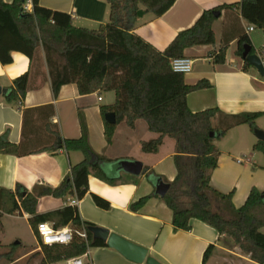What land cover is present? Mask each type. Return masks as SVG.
<instances>
[{"label": "crops", "instance_id": "0c3cea01", "mask_svg": "<svg viewBox=\"0 0 264 264\" xmlns=\"http://www.w3.org/2000/svg\"><path fill=\"white\" fill-rule=\"evenodd\" d=\"M241 1L177 0L159 18L141 8L135 33L162 52L181 32L193 27L205 11ZM4 2L12 4L14 0ZM39 3L44 8L70 14L78 28L97 30L109 21L110 8L106 0H39ZM27 5L33 10L31 0ZM251 26L238 8L224 9L213 24L215 44L195 46L184 52V56L193 61L192 72L184 75L185 83L193 86L207 81L210 84L209 88L188 96V107L193 113L218 109L222 115L213 120V126L219 129L227 125L226 117L259 113L262 115L256 120V126L264 132V77L251 66L244 69L246 62L237 54L239 41L244 37L249 39L254 53L264 45V30L255 28L249 31ZM222 48L227 50L226 61L217 65L214 56ZM12 56V64L4 66L0 63V87L9 90L18 77L25 73L30 77L23 110L9 104L5 96H0V138L9 132L7 142L20 147V155H0V188L17 192L20 187L27 193L36 188H58L71 168L83 161L84 155L64 149L53 152L50 148L55 143L56 133L62 139H79L82 136V115L89 145L95 153L110 160L141 162L144 172L133 176L109 165L107 171L115 172L121 178L118 183L110 185L91 175L88 193L82 199L75 196L41 197L37 205L38 215L67 206L76 207L83 222L146 248L148 256L162 264H257L234 248L230 239L220 238L214 228L199 220H191L190 231L174 230L172 211L156 194V186L145 173V168H148L149 172L168 182L175 180L176 143L173 139L166 137L157 154L144 153L142 144L156 140L159 135L149 130L146 121L138 120L134 128L126 122L116 124L114 138L109 145L102 108L115 104L114 92L82 96L77 86L72 84L62 87L55 96L42 48L38 49L33 62L20 53ZM258 142L255 131L248 125L230 129L215 142L221 155L211 177V186L223 194L233 193L236 208L245 204L253 188L264 191V155L254 150ZM95 197L108 202L110 207L101 208ZM147 197L149 199L139 211L131 210L133 203ZM75 199H78L77 206L72 205ZM10 217L25 221L35 237V245L22 254L17 253L24 250V243L20 240L16 250L19 256L15 254L16 260L11 264H41V247L29 222L32 216L24 212L22 215H4L0 222L3 234L6 233L5 219ZM0 244L4 246L1 241ZM210 246L214 248L204 263L205 252ZM39 253L40 258H32ZM85 261L90 264H137L108 246L91 248Z\"/></svg>", "mask_w": 264, "mask_h": 264}, {"label": "trees", "instance_id": "16d2710c", "mask_svg": "<svg viewBox=\"0 0 264 264\" xmlns=\"http://www.w3.org/2000/svg\"><path fill=\"white\" fill-rule=\"evenodd\" d=\"M176 1L106 0L110 8L108 23L97 30H88L74 26L70 14L40 6L39 0H31L32 12L24 9L28 0H14L12 4L0 0V63L4 66L12 64L13 53H20L33 62L38 49L42 48L55 96L62 87L72 84L77 86L82 96L114 92L116 102L111 107L102 108L104 117L114 112L116 124L126 122L130 128L135 127L136 121L144 120L149 130L159 135L156 140L142 144L144 153L157 154L166 137L176 143L174 163L177 176L173 182L145 168L154 186L159 180L170 184L163 200L173 213L174 230L190 231L191 220H199L214 228L220 238L224 236L230 239L233 247L248 255L250 260L264 264V191L253 188L245 204L236 208L233 193L223 194L211 186V177L221 155L215 142L236 126L248 125L255 131L256 120L262 114L226 117L228 123L224 128L214 127L213 120L222 115L218 109L193 113L187 103L191 93L207 89L210 84L200 81L193 86L187 85L184 75L175 73L171 67L173 59L185 57L186 49L215 44V14L224 9L238 8L249 24L264 30V0H242L205 11L193 27L181 32L161 52L135 33L136 23L141 8L159 18ZM245 45H250L247 37L239 41V56H242ZM226 51V48H222L215 54V64L225 63ZM249 66L246 62L244 69ZM29 77V73H25L15 79L5 95L9 104L21 110L28 91ZM80 120L82 136L79 139H62L56 133L55 143L50 148L53 152L64 149L84 155L83 161L71 168L70 174L58 188H36L32 193L20 187L17 192L0 188V222L4 215H22L24 212L32 216L29 222L41 247V264H58L83 256L88 246L107 247L104 242L93 240L90 229L95 226L83 222L76 207L67 206L44 215L37 214L41 197L75 196L82 199L88 193L91 175L110 185H115L121 179L115 172L107 171V167L114 165L118 170L122 160H110L95 153L89 145L87 126L82 115ZM115 128L116 125L106 123L105 135L109 145L113 141ZM254 150L264 155V142L259 141ZM1 154L20 155V147L0 141ZM148 199L142 198L133 203L131 210L139 211ZM95 200L101 208L110 207L108 202L98 197ZM44 222L54 224L57 229L67 226L76 231L85 229L89 245L76 235L69 245H43L37 227ZM19 246L5 247L0 244V263L14 262ZM213 248L210 246L206 250L204 263Z\"/></svg>", "mask_w": 264, "mask_h": 264}, {"label": "water", "instance_id": "95a60500", "mask_svg": "<svg viewBox=\"0 0 264 264\" xmlns=\"http://www.w3.org/2000/svg\"><path fill=\"white\" fill-rule=\"evenodd\" d=\"M215 16L216 18H219L220 13H216ZM242 59L251 67L255 68L260 73V75L264 77V66L262 65L259 57L255 53H252V46H244ZM7 93L8 90L0 87V96H5ZM105 121L109 125H116V114L114 112L106 114ZM255 136L259 141L264 142V132L262 130L256 129ZM8 137L9 132L2 136L0 138V141L3 143H7ZM120 170L133 176H140L144 172V167L141 162L125 160L121 162ZM169 189L170 184L165 183L163 180H159L156 185V194L163 199L167 195ZM90 233L92 234L94 241L104 242L108 247L116 250L132 262H135L137 264H162L153 257L148 256V250L146 248L140 247L116 234H112L108 230L99 227H92L90 229ZM16 244L18 245L19 242H17Z\"/></svg>", "mask_w": 264, "mask_h": 264}, {"label": "built area", "instance_id": "2783aa9c", "mask_svg": "<svg viewBox=\"0 0 264 264\" xmlns=\"http://www.w3.org/2000/svg\"><path fill=\"white\" fill-rule=\"evenodd\" d=\"M24 9L27 12H32L31 10L32 8L30 7V5L26 4L24 6ZM254 29L255 27L251 26L249 31H253ZM255 54L259 57L262 65L264 66V45L260 50L255 51ZM171 67L175 73L187 75L192 72L193 61L186 57L173 59L171 61ZM99 100L102 101V98L100 97ZM72 205L77 206L78 199L72 201ZM37 233L41 240V243L46 246L69 245L73 241L75 235L80 237L82 240L86 242L87 245H89L88 234L85 229L81 231H76L69 226L65 228L57 229L55 228L54 224L44 222L38 225ZM90 249L91 248L88 246V250L83 256L69 259L65 261V264H86L85 259L89 258Z\"/></svg>", "mask_w": 264, "mask_h": 264}, {"label": "rangeland", "instance_id": "374dc122", "mask_svg": "<svg viewBox=\"0 0 264 264\" xmlns=\"http://www.w3.org/2000/svg\"><path fill=\"white\" fill-rule=\"evenodd\" d=\"M4 224L6 228V233L3 234L0 231V241L5 247L15 245L17 242H20L21 240L24 243V246H23L24 250L17 251V253L22 254V253H25L26 250L30 249L31 246L35 245V237L29 231L28 225L26 224L25 221L10 217V218L5 219ZM262 232H264V229L262 230ZM16 235H19L21 239L16 238L17 237ZM9 251L10 250H2L1 252H9ZM240 253L242 255H246L242 251H240ZM40 254L41 253L35 254L32 258L36 257L38 259L41 257ZM16 255L14 256V258L16 257ZM0 264H5V262L1 261Z\"/></svg>", "mask_w": 264, "mask_h": 264}]
</instances>
